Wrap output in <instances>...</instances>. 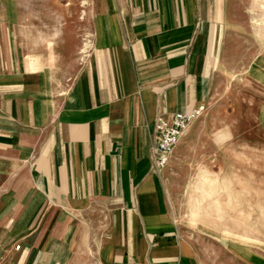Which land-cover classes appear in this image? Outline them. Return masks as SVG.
Returning a JSON list of instances; mask_svg holds the SVG:
<instances>
[{
    "label": "crops",
    "instance_id": "0c3cea01",
    "mask_svg": "<svg viewBox=\"0 0 264 264\" xmlns=\"http://www.w3.org/2000/svg\"><path fill=\"white\" fill-rule=\"evenodd\" d=\"M4 8L0 264H192L156 169L155 123L206 106L229 0H92L72 77L32 26L22 43Z\"/></svg>",
    "mask_w": 264,
    "mask_h": 264
},
{
    "label": "rangeland",
    "instance_id": "374dc122",
    "mask_svg": "<svg viewBox=\"0 0 264 264\" xmlns=\"http://www.w3.org/2000/svg\"><path fill=\"white\" fill-rule=\"evenodd\" d=\"M2 1L7 22L21 25L22 43L32 26L39 48L48 44L54 67L72 77L89 50L92 0ZM229 4L206 109L164 169L167 210L192 264H264V37L254 0ZM198 214L203 222L193 220Z\"/></svg>",
    "mask_w": 264,
    "mask_h": 264
},
{
    "label": "built area",
    "instance_id": "2783aa9c",
    "mask_svg": "<svg viewBox=\"0 0 264 264\" xmlns=\"http://www.w3.org/2000/svg\"><path fill=\"white\" fill-rule=\"evenodd\" d=\"M205 105L192 110L191 112L177 111L170 118L159 116L156 119V169L162 172L169 164L173 149L181 140L185 129L191 123L193 118L199 117L205 111ZM19 250L20 246H16Z\"/></svg>",
    "mask_w": 264,
    "mask_h": 264
},
{
    "label": "bare ground",
    "instance_id": "6f19581e",
    "mask_svg": "<svg viewBox=\"0 0 264 264\" xmlns=\"http://www.w3.org/2000/svg\"><path fill=\"white\" fill-rule=\"evenodd\" d=\"M255 5L259 8V14L256 19H254L255 29L256 33L260 38L264 37V0H254ZM205 180H208L207 178H204ZM209 181V180H208ZM212 195H207L208 198L212 199ZM214 213L218 215L219 219H221L222 212L221 208H215ZM194 215L193 220L195 222H203L198 216Z\"/></svg>",
    "mask_w": 264,
    "mask_h": 264
}]
</instances>
